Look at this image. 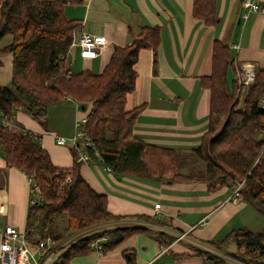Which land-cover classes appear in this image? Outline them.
<instances>
[{"label": "trees", "instance_id": "trees-1", "mask_svg": "<svg viewBox=\"0 0 264 264\" xmlns=\"http://www.w3.org/2000/svg\"><path fill=\"white\" fill-rule=\"evenodd\" d=\"M82 1L0 0V42L9 38L4 50L12 55L11 82L0 87V154L9 167L31 179V190L39 191L40 198L26 214L28 244L35 246L51 238L58 245L66 236L75 237L77 241L54 263L68 264L92 251L95 241L103 252L134 233L159 242L163 236L146 226L149 218L108 212L105 195L95 193L80 176L78 148H70L74 158L70 168L55 167L40 137L16 121L15 115L22 113L44 127L48 109L65 100L87 110L81 130L88 141L85 138L78 147L90 160L115 174L156 183L201 181L208 191L224 186L232 190L234 181L243 182L241 198L264 215V68L256 70L254 82L246 89L235 77L228 81L232 57L222 43L214 42L211 74L201 80L210 92L207 131L192 150L204 169L181 174L176 151L146 144L134 135L133 126L143 106L124 109L126 96L135 87L133 66L138 53L156 49L157 30L144 27L139 34L130 32L129 43L113 49L101 73L74 72L69 52L79 24L66 16L65 6ZM214 13L210 0H194L195 17L213 23ZM59 217H65L63 233L57 230ZM100 227L106 230L101 235L94 233ZM83 232L87 235L80 238ZM203 244L207 251L198 254L201 264L232 263L235 256L227 249L231 244L246 257V264H264V230L237 229ZM123 258L126 264H135L133 250L124 251Z\"/></svg>", "mask_w": 264, "mask_h": 264}, {"label": "crops", "instance_id": "crops-1", "mask_svg": "<svg viewBox=\"0 0 264 264\" xmlns=\"http://www.w3.org/2000/svg\"><path fill=\"white\" fill-rule=\"evenodd\" d=\"M210 1L213 23L193 15L194 0H83L65 6L66 16L79 24L78 35L84 32L105 40L95 59L79 58L82 71L101 73L113 49L129 43L130 32L139 34L144 27L157 30L156 49L138 53L133 66L135 87L126 96L124 109L143 106L133 126L134 135L146 144L176 151L181 174L204 169L192 150L207 131L210 92L201 80L211 74L214 42L222 43L232 57L228 81L235 77L239 85L246 65L255 71L264 68V0H255L263 12L246 19L240 0ZM8 45H0V87L8 86L12 78V55L4 50ZM74 54L71 65L77 57ZM86 114L87 110L65 100L48 109L44 127L22 113L15 118L40 137L55 167L70 168L74 162L71 147L58 146L55 137L71 138L76 121ZM79 171L95 193L105 195L109 213L149 218L147 227L163 236L159 242L134 233L116 247L103 252L93 249L68 264H126V250L135 252V264H201L198 254L207 251L203 243L223 239L237 229L264 230V215L241 197L230 202L228 186L208 191L201 181L156 183L115 174L90 159L80 163ZM30 188L28 178L9 167L0 154V224L24 231L28 207L37 198ZM180 235L183 240H177Z\"/></svg>", "mask_w": 264, "mask_h": 264}, {"label": "built area", "instance_id": "built-area-1", "mask_svg": "<svg viewBox=\"0 0 264 264\" xmlns=\"http://www.w3.org/2000/svg\"><path fill=\"white\" fill-rule=\"evenodd\" d=\"M242 6L245 10L243 14L244 19L248 18L250 14L263 12L262 7L259 6L255 0H242ZM104 44V38L81 32L75 37L72 43L69 52L70 60L72 59L71 57H73L75 50H78V56L81 59H95ZM255 72L256 71L253 66H244L243 72L239 78V85L245 87L251 85L254 82ZM261 106L264 109V97ZM84 122L85 117L76 121L74 125V135L68 139L55 137V143L58 146L69 145L70 147L78 148L80 152L78 161L86 163L88 162L89 158L84 153L83 148L78 147V143L82 140H85L86 138L85 133L81 130ZM86 140L88 141L87 138ZM105 169L110 171V169L107 167H105ZM28 181L31 184V179L28 178ZM242 184L243 182H234L230 197L228 199L230 202L235 203L240 199V189ZM30 191L31 193H34V191L36 193L39 192L35 187L32 190L30 188ZM37 199L38 198L32 200L30 205L36 203ZM159 208V204L154 205L155 210H159ZM183 238L184 235H180L177 237V240H183ZM76 241L77 240L75 237H71L56 245L53 239L47 238L44 241H39L35 246H30L25 240L24 231L19 230L13 225L2 223L0 224V264H54L58 260L59 256ZM99 243V241H95L92 243L91 247L94 250H100Z\"/></svg>", "mask_w": 264, "mask_h": 264}, {"label": "rangeland", "instance_id": "rangeland-1", "mask_svg": "<svg viewBox=\"0 0 264 264\" xmlns=\"http://www.w3.org/2000/svg\"><path fill=\"white\" fill-rule=\"evenodd\" d=\"M7 42H9V38L8 37H6V38H4L1 42H0V45H3V44H6ZM77 56L74 60H73V64L71 65V68H72V70L74 71V72H80L81 70H80V68H79V63H78V60H79V56H78V50H76V53L74 54V56ZM94 73V72H93ZM245 87V86H244ZM245 89H246V87H245ZM244 89V90H245ZM242 96H243V93H242ZM239 103H241V99H240V101H239ZM241 105V104H240ZM235 182V181H234ZM38 195V197L37 198H40L39 197V193H36L35 191H34V193H32V195ZM41 200V199H40ZM144 222V221H143ZM145 224H148L147 222H144ZM57 226H58V232L59 233H63L64 231V228H65V217H59L58 218V221H57ZM147 226V225H146ZM101 228V229H100ZM100 228H98V229H96V230H94V233H97V234H99V235H101L102 233H103V231L104 230H106V229H103L102 227H100ZM84 235H87L86 233H84L83 232V234L81 235V237H84ZM67 237V236H66ZM65 237V239H64V241L65 240H67L68 238H66ZM227 249H228V252H230V254H233V256H235V259H231V261H232V263H230V264H246L245 262H246V257H244L243 256V254L241 255V252L240 251H235V247L231 244V245H228L227 246ZM245 260V261H244ZM228 264H229V262H228Z\"/></svg>", "mask_w": 264, "mask_h": 264}, {"label": "water", "instance_id": "water-1", "mask_svg": "<svg viewBox=\"0 0 264 264\" xmlns=\"http://www.w3.org/2000/svg\"><path fill=\"white\" fill-rule=\"evenodd\" d=\"M81 109L84 110V107H82Z\"/></svg>", "mask_w": 264, "mask_h": 264}]
</instances>
